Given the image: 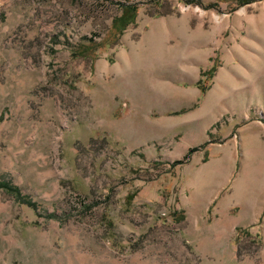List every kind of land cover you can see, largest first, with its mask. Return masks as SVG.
I'll list each match as a JSON object with an SVG mask.
<instances>
[{
    "label": "rangeland",
    "instance_id": "1",
    "mask_svg": "<svg viewBox=\"0 0 264 264\" xmlns=\"http://www.w3.org/2000/svg\"><path fill=\"white\" fill-rule=\"evenodd\" d=\"M0 264H264V0H0Z\"/></svg>",
    "mask_w": 264,
    "mask_h": 264
},
{
    "label": "trees",
    "instance_id": "2",
    "mask_svg": "<svg viewBox=\"0 0 264 264\" xmlns=\"http://www.w3.org/2000/svg\"><path fill=\"white\" fill-rule=\"evenodd\" d=\"M134 9V8H133Z\"/></svg>",
    "mask_w": 264,
    "mask_h": 264
}]
</instances>
